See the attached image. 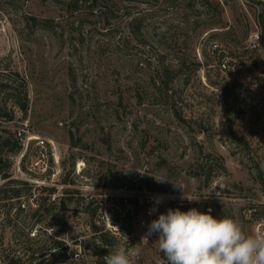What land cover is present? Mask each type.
Returning <instances> with one entry per match:
<instances>
[{
  "label": "rangeland",
  "instance_id": "1",
  "mask_svg": "<svg viewBox=\"0 0 264 264\" xmlns=\"http://www.w3.org/2000/svg\"><path fill=\"white\" fill-rule=\"evenodd\" d=\"M263 36L264 0H0V113L12 117H0L12 165L0 177V264H71L56 259V241L83 256L74 264H94L95 225L117 237L109 253L165 264L140 223L169 208L231 217L256 235ZM162 65L175 71L171 98L153 84ZM24 124L19 156L1 144Z\"/></svg>",
  "mask_w": 264,
  "mask_h": 264
},
{
  "label": "clouds",
  "instance_id": "2",
  "mask_svg": "<svg viewBox=\"0 0 264 264\" xmlns=\"http://www.w3.org/2000/svg\"><path fill=\"white\" fill-rule=\"evenodd\" d=\"M153 233L159 234L156 243L165 264H264V233L246 234L235 219L216 218L210 211L169 208L148 225L147 235ZM137 256L117 247L106 256V264H135Z\"/></svg>",
  "mask_w": 264,
  "mask_h": 264
},
{
  "label": "trees",
  "instance_id": "3",
  "mask_svg": "<svg viewBox=\"0 0 264 264\" xmlns=\"http://www.w3.org/2000/svg\"><path fill=\"white\" fill-rule=\"evenodd\" d=\"M263 42H264V36H263ZM175 71H173L170 67L167 66H160L157 69V74L155 76V79L153 81V84L157 90H159L161 93L164 92V94L171 98L172 96L170 95V86L174 81L175 78ZM22 109L26 111V105L22 104L20 101H18ZM1 112V110H0ZM175 117L180 121V122H185L186 119L182 116V111L178 110L177 108L173 109ZM0 117H8L9 120H11L12 117H9V115H5L3 113H0ZM4 148L6 147L8 151L12 154H18L21 152L23 146L22 143H20L16 138L13 136H10L8 139L4 140V142L1 144ZM221 168H224L222 164H220ZM12 165H10L7 161L4 160L2 155L0 154V177L2 179H10L11 178V173H10V168ZM211 179V178H210ZM12 182V181H9ZM24 185H28L27 183H24ZM43 191H48L49 194L54 192V189L50 188H42ZM20 192L19 190H14L13 194H11V198L19 197ZM55 206H50V209L48 211H51ZM60 209L62 211H67L68 207L65 202H62L60 205ZM94 235L97 236V240L100 241V246L97 247V251L95 252V255L97 257L96 261L94 264H106V254H109V251L107 249V246H114L115 242L117 241V237L106 231L103 227H99L95 225L93 227ZM52 249L57 250L56 251V256L58 260H64V259H71L72 263L74 264L76 262H79L82 260L83 256L81 254H78L76 251L68 253V248L63 247V244L60 242H55L54 245L52 246ZM41 254V251H39ZM35 261V257H33L30 260V264H33ZM84 262V260H83ZM42 262H39L38 264H41ZM9 264H21L20 260H11Z\"/></svg>",
  "mask_w": 264,
  "mask_h": 264
},
{
  "label": "built area",
  "instance_id": "4",
  "mask_svg": "<svg viewBox=\"0 0 264 264\" xmlns=\"http://www.w3.org/2000/svg\"><path fill=\"white\" fill-rule=\"evenodd\" d=\"M24 127L21 128V129H18L17 133H16V139L22 143V146L24 145V141L26 139V133H27V128L28 126L26 124L23 125ZM29 141H32V139L29 137L27 138ZM36 148H38L40 151V156H41V160L42 161H46L47 158H48V152H47V145L44 141L42 140H37L36 141V144H35ZM24 147L22 148L21 152L19 153V156H24ZM18 156H13L11 157L12 160H18ZM46 170V169H45ZM50 198L52 199L53 203H55L56 201V195L54 194H50L49 195V200ZM149 200H150V203H149V206L147 208V215L148 216H152V212L150 214V209H152V203L155 202V196L154 195H150L149 196ZM154 220L152 217L150 218L149 221H147L146 219L142 220L141 223H140V229L142 231V238L143 240H145V242L147 243H150V242H153V241H156L158 240V233H153L152 235H147L148 233V225L150 224V222ZM260 233H264V226L263 225H259L257 226L256 228V234H260ZM99 243L100 241L97 240ZM65 260V259H64ZM57 264H62V263H57Z\"/></svg>",
  "mask_w": 264,
  "mask_h": 264
}]
</instances>
